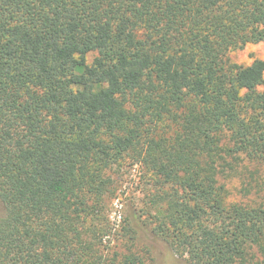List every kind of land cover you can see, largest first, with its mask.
<instances>
[{"label":"trees","instance_id":"16d2710c","mask_svg":"<svg viewBox=\"0 0 264 264\" xmlns=\"http://www.w3.org/2000/svg\"><path fill=\"white\" fill-rule=\"evenodd\" d=\"M260 42L264 0H0V264H146L147 237L167 264H264V203L225 182L264 164V60L228 58ZM126 160L152 183L122 234Z\"/></svg>","mask_w":264,"mask_h":264},{"label":"rangeland","instance_id":"374dc122","mask_svg":"<svg viewBox=\"0 0 264 264\" xmlns=\"http://www.w3.org/2000/svg\"><path fill=\"white\" fill-rule=\"evenodd\" d=\"M94 56L95 54L89 56L90 62ZM228 58L232 63L243 66L252 64L257 58L264 60V43H248L242 49L231 51ZM108 175L113 179V191L106 199V206H108L113 226L116 229H122V234H124L127 221L133 219L136 212L147 211L146 206L150 205L149 190L152 181L147 170L133 164L131 160L116 165L113 170L108 172ZM225 182L230 192V201L264 203V164L245 160ZM3 213V204L0 203V216ZM146 239L153 248L150 254L144 253L140 242L136 244L135 249L146 259V264H167L164 253L170 249L169 246L162 245L149 237ZM120 248L124 251L122 246ZM173 256L176 264H186L184 259L178 255L174 254Z\"/></svg>","mask_w":264,"mask_h":264}]
</instances>
